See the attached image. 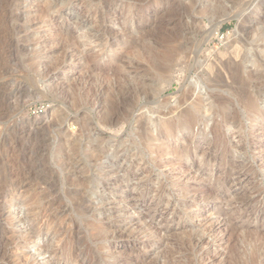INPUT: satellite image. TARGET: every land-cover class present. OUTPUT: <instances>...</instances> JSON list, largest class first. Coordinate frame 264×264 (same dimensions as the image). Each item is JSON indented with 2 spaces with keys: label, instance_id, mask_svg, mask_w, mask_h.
I'll use <instances>...</instances> for the list:
<instances>
[{
  "label": "rangeland",
  "instance_id": "374dc122",
  "mask_svg": "<svg viewBox=\"0 0 264 264\" xmlns=\"http://www.w3.org/2000/svg\"><path fill=\"white\" fill-rule=\"evenodd\" d=\"M218 1L222 10L213 15L205 12L213 2L204 0H0V264H23L20 238L42 223L36 243L55 254L31 244L39 264H233V243L245 261L261 246L257 264H264V100L254 123L242 117L241 133L224 126L227 145L216 154L209 115L162 133L192 104L215 102V73L230 84L219 64L224 53L225 61L238 48L255 73L249 85L264 87V0ZM46 3L54 8L45 12ZM221 20L219 35L207 41ZM174 47L176 65L157 95L128 88L113 94L112 74L135 80L142 66L148 83L157 84L147 57ZM146 122L157 141L131 148ZM223 153L228 174L219 164ZM80 196L90 212L76 203ZM26 205L40 208V218Z\"/></svg>",
  "mask_w": 264,
  "mask_h": 264
},
{
  "label": "bare ground",
  "instance_id": "6f19581e",
  "mask_svg": "<svg viewBox=\"0 0 264 264\" xmlns=\"http://www.w3.org/2000/svg\"><path fill=\"white\" fill-rule=\"evenodd\" d=\"M195 1L196 0H190V2H192V4H195ZM46 2V1H45ZM182 2V1H181ZM190 2H188V3H190ZM204 2H207V4H209V2H213V4H211V5H209V6H207V7H205V12L206 13H213V15L215 14V12H218L219 10H222V7L223 6H221V2H219L218 0L215 2V0H204ZM186 4V3H185ZM46 5H47V8H45L44 7V9H46L47 11H45V12H48L49 10H51V9H53L54 7V5L53 6H50V4H47L46 3ZM190 5V4H189ZM263 6V5H262ZM56 8V7H55ZM197 9H199V8H197ZM43 10V9H42ZM45 12H43V13H45ZM222 12V11H221ZM221 12H220V14H221ZM202 13H204V12H202ZM219 13V12H218ZM217 13V15H219ZM222 18V17H221ZM225 18V17H224ZM196 21V20H195ZM218 21V20H217ZM263 21H264V19H263ZM193 23V22H192ZM194 24V23H193ZM217 24V23H216ZM224 24V21H220L217 25H216V27L214 28V30L209 34V36L207 37V41H209V40H212L213 38H215L217 35H219V33H220V30H221V27H222V25ZM186 25V24H185ZM196 25V24H195ZM193 26V25H192ZM194 27V26H193ZM211 29V28H210ZM180 32V31H179ZM261 33V32H260ZM263 33V32H262ZM208 34V33H207ZM207 34H205V35H207ZM260 36H263V34H260ZM255 37V36H254ZM262 39V38H261ZM206 41V42H207ZM262 42H263V40H261ZM234 46V45H233ZM239 47V46H238ZM180 47H178V48H171V49H168L167 51H164V52H162V53H160V54H158V53H155V52H152L151 51V53H150V55H149V57H147L146 59L148 60V62H149V64H150V67L153 69V71H155L156 73H158V75L156 76L157 78H156V81H158L157 82V84L156 83H154L153 81H152V83H148V81H147V77L149 76L148 74H147V72L149 71V70H146V68H145V66H142V69H145L141 74H139L140 75V77H135L134 79L135 80H133L132 78V80L131 79H128V78H126V76L124 77V75L122 74V73H120V72H114L115 74H112V75H114L115 76V87L113 86V94H115V93H120L121 91H123V92H125V89L126 88H128V89H130V90H132L133 91V93L135 92V95L137 94V95H140V94H143V93H146L147 91H149L150 90V93H152L151 95H153V97H154V95H157L160 91H161V87H160V85L159 84H167V83H169V81H170V79H169V76H170V73L172 72V69L174 68V66L176 65V61H177V57H178V51L180 50L179 49ZM238 48H236V50L235 51H238L239 52V50H237ZM153 50V49H152ZM186 50V49H185ZM235 51H234V54L233 55H235L236 56V58L238 57V58H240V55H238V53H235ZM180 52V51H179ZM194 52V51H193ZM194 53H196V52H194ZM197 53H199L198 51H197ZM225 54V53H224ZM223 54V56H222V58H219V64L221 65L220 67H222V68H224L223 70H226L225 72H226V74H227V76H228V79L231 81H229L230 82V84H228V82H226L225 81V76H223L222 74H221V72L220 73H215L214 74V70H215V67H212V66H210L209 65V69H210V71L214 74V78H212V79H210V83L212 84L211 86L213 87V88H215V98H214V100H215V102L214 103H212V105H210L208 108L207 107H205V106H203L202 104V101H199V102H196V103H194V104H192V106L191 107H188L186 110H184V111H182L179 115H178V117H177V121L176 122H178V126H176V127H171V125H169V124H166V126H167V128H165V129H167L166 131H164V132H162V133H164V134H166V136L167 135H169V134H172L173 135V133H178V131L180 130V129H187V128H189L190 126H193V125H195L196 126V124H198V123H201V122H205L206 121V119L204 118V117H206V115H209V117L211 118L212 117V119L213 118H215V128L213 129L214 130V132H215V142L213 143V145H215L214 147H215V151L212 149V152L214 151L215 152V154L221 149V147H225V145H227V144H225V142L222 140V134L224 133L223 131L225 130V127L224 126H226V127H232V126H237L238 128H239V132L241 133V131H242V117H245V116H247V117H250L249 119H252V122L254 123V121H256L255 119H257L256 117L260 114V110H258V108H257V106L259 105V103L262 101V100H264V87H262V88H260V87H257V88H253L251 85H249V77L250 76H254L255 75V73H253V71H250V68L248 67V65H247V62H249L248 60H249V58L248 57H243V55H242V57L243 58H240V60H239V62H234V60H235V58H234V56L232 57V56H230L229 58H227V60H223V58H225V56H226V54L224 55ZM194 55V54H193ZM197 55V54H196ZM141 57L140 58H144L145 56H143V55H140ZM220 56V57H221ZM219 57V56H218ZM232 57V58H231ZM234 58V59H233ZM259 58V57H258ZM218 59V58H217ZM238 60V59H237ZM262 60V59H261ZM224 61V62H223ZM256 61V60H255ZM122 63H124V64H122L121 65V68L122 69H125V67L124 66H126L127 64H125V62H123V60L121 61ZM162 66V69H160L159 68V66ZM213 65V64H212ZM218 65V64H217ZM254 65V64H253ZM120 66V65H119ZM128 66V65H127ZM138 66H140V65H138ZM215 66V65H214ZM255 66V65H254ZM261 67H263L264 68V65H260ZM259 66V67H260ZM206 67H207V65H206ZM218 67V66H217ZM141 68V67H140ZM148 69V68H147ZM120 70V69H119ZM129 70V69H128ZM159 70H161V72H159ZM221 70V69H220ZM259 70V69H258ZM93 72H95L94 71V69L92 70ZM91 71V72H92ZM255 72V71H254ZM259 72V71H258ZM155 74V73H154ZM254 74V75H253ZM92 75V74H91ZM156 75V74H155ZM154 78H155V76L154 75H152ZM256 76H258V75H256ZM98 78V77H97ZM108 78V77H107ZM154 78H152V79H154ZM252 79H253V77H251ZM257 78V77H256ZM263 79H264V76L262 77ZM123 81H125V82H123ZM228 81V80H227ZM252 82V81H251ZM256 83V82H255ZM260 84H261V82H260ZM75 85V84H74ZM264 86V80H263V82H262V84H261V86ZM258 86V85H257ZM260 86V85H259ZM93 88V87H92ZM112 88V87H111ZM258 88H260V89H258ZM105 89H106V87H105ZM251 89H253L254 91H251ZM110 90V89H109ZM75 91V90H74ZM95 91H96V89H95ZM94 91V92H95ZM99 90H97L96 92H98ZM93 92V91H92ZM128 92H130V91H128ZM109 93H110V91H109ZM127 93V92H126ZM132 93V92H131ZM147 93H149V92H147ZM146 93V94H147ZM154 93V94H153ZM188 93H190V92H188ZM77 94H78V92H77ZM87 94V93H86ZM93 94V93H92ZM96 94V93H95ZM95 94L93 95V96H95ZM100 94V93H99ZM191 94V93H190ZM101 95V94H100ZM119 95V94H118ZM122 95V94H121ZM130 95V94H129ZM131 95H133V94H131ZM136 95V96H137ZM187 95V94H186ZM223 95H225V96H223ZM78 96V95H77ZM76 96V97H77ZM135 96V97H136ZM146 96V95H145ZM113 97H115V95L113 96ZM133 97V96H132ZM139 97V96H138ZM78 98V97H77ZM102 98V97H101ZM134 98V97H133ZM80 99V98H79ZM146 99V98H145ZM149 99H150V97H149ZM187 99H190V98H186V100ZM75 100V99H74ZM73 100V101H74ZM82 100V99H81ZM75 104H76V106H77V104H78V100L76 101V102H74ZM79 106V105H78ZM238 108H243L244 109V113H243V115H241V114H239V112L237 111V109ZM113 110V109H112ZM111 111V110H110ZM202 114V116H200ZM104 115V114H103ZM254 116V118H252L251 116ZM217 118L218 119H220V121L218 122L217 121ZM211 119V120H212ZM254 119V120H253ZM62 120V119H61ZM119 120H121V119H119ZM118 120V121H119ZM126 121V120H125ZM127 121H128V119H127ZM109 122V121H108ZM113 122H117V120L116 121H113ZM121 122V121H120ZM119 122V123H120ZM143 122V121H142ZM164 122V121H163ZM172 122V121H171ZM54 123V122H53ZM110 123V122H109ZM109 123H107L106 122V124L105 125H107L108 127L110 126V128H112V129H114L115 127H116V125L117 124H115V126L113 125V124H109ZM251 123V122H250ZM252 123V124H253ZM175 124V123H174ZM120 125V124H119ZM161 125H162V122H161ZM165 125V124H164ZM259 125V124H258ZM88 126V125H87ZM147 126H149V123L148 122H146V123H143V124H141L138 128H136V129H138V131H139V133H138V136H139V138H140V143H136L137 141H132V147L131 148H133V147H147V148H149V147H152V143L154 142V141H157V140H155V137H153V135H152V132H153V130L151 131V130H149V128L147 127ZM163 126V125H162ZM165 126V127H166ZM114 127V128H113ZM155 127V126H154ZM117 128V127H116ZM135 129V130H136ZM92 130V129H91ZM87 131V130H86ZM91 132V131H90ZM213 132V131H212ZM160 133H161V131H160ZM181 133V132H180ZM205 133V132H204ZM171 135V136H172ZM242 135V134H241ZM159 136V135H158ZM165 136V137H166ZM170 136V137H171ZM64 137V136H63ZM67 137V136H66ZM157 137V136H156ZM203 137V136H202ZM167 138V137H166ZM193 140V139H192ZM131 141V140H130ZM65 142V141H64ZM67 142H70V141H67ZM195 142V141H194ZM242 142V141H241ZM75 144H76V141L74 142ZM79 143V142H78ZM75 144H70L69 143V146L71 145V146H75ZM188 144H189V142H188ZM187 144V145H188ZM77 145V144H76ZM161 145V144H160ZM210 145H212L211 143H210ZM64 146H67L66 144H64ZM154 146V145H153ZM155 146H157V145H155ZM165 146V145H164ZM77 147V146H76ZM166 147L167 146H165V149H166ZM190 147V146H189ZM66 148V147H65ZM161 148H163L162 146H161ZM168 148V147H167ZM179 148V147H178ZM186 148V147H185ZM226 148V147H225ZM243 148V147H242ZM159 149V148H158ZM203 149V148H202ZM153 150H154V148H153ZM153 150H152V153H154L153 152ZM204 150H207V149H204ZM203 150V151H204ZM224 150V149H223ZM164 151H166V150H164ZM98 152V151H97ZM163 152V151H162ZM183 152V151H182ZM187 151H185V153H186ZM225 152V151H224ZM175 153V152H174ZM205 154H206V151L204 152ZM203 153V154H204ZM159 154L161 155V153L159 152ZM164 155H166L167 154V152L165 153H163ZM169 154V153H168ZM171 154V153H170ZM224 154V153H223ZM222 154V156H220L218 159L220 160V168H222V170H224L225 171V173H229V171L228 170H226V168H223L222 166L223 165H227V164H229V156L227 155V154H224L223 155ZM97 155H98V153H97ZM184 155V154H183ZM207 155V157L208 158H210L211 157V152H209V153H207L206 154ZM163 156V155H162ZM205 156V155H204ZM97 157H99V155L97 156ZM161 157V156H160ZM181 157H182V155H181ZM157 158V157H156ZM214 158V157H213ZM181 159V158H180ZM217 159V156H215V160ZM208 160H210V159H208ZM209 162V161H208ZM62 165V164H61ZM72 166V165H71ZM135 166V165H134ZM219 166V165H218ZM225 167V166H224ZM219 168V167H218ZM235 168H232V170L231 171H233ZM67 170V169H66ZM69 170V169H68ZM219 170V169H218ZM47 171V170H46ZM148 172V171H147ZM43 173V172H42ZM34 174V173H33ZM48 174H49V172H48ZM54 174V173H53ZM83 174H85V173H83ZM60 175V174H59ZM65 175V174H64ZM35 176V175H34ZM147 176V175H146ZM75 177V176H74ZM76 178V177H75ZM34 179H35V177H34ZM42 179V178H41ZM77 179V178H76ZM48 180V179H47ZM82 180V178L78 181L79 182V184L80 185H85L84 183H83V180ZM39 182V181H38ZM84 182H85V180H84ZM87 183H88V181H87ZM221 183V182H220ZM57 184V183H56ZM55 184V185H56ZM41 185V184H40ZM86 185H88V184H86ZM33 186V185H32ZM35 186V185H34ZM39 186V185H38ZM71 186V185H70ZM28 187V186H27ZM43 187H45V186H43ZM82 187V186H81ZM84 187V186H83ZM86 187V186H85ZM36 188V187H35ZM41 188V187H40ZM46 188H47V186H46ZM87 188V187H86ZM49 189V188H48ZM53 191V190H52ZM66 191V190H65ZM83 192V191H82ZM187 192V191H186ZM38 193L39 192H37V195L36 196H39V195H41V194H39L38 195ZM42 193V192H41ZM54 193V192H53ZM66 193H67V191H66ZM42 194H44L42 197H44V198H42V199H44L45 200V197L47 196V195H45L46 193H42ZM52 194V193H51ZM68 194V193H67ZM82 195V194H81ZM84 195V194H83ZM239 195V194H238ZM36 196H35V199H36ZM52 196V195H51ZM50 196V197H51ZM38 198V197H37ZM48 198V197H47ZM34 199V201L36 202V200ZM39 199L40 198H38V201H39ZM52 200V199H51ZM74 200H76V199H74ZM61 201V200H60ZM76 203H78V205H80L81 207H83L86 211L87 210H89V205H91V204H89V202H88V200L86 199V196L85 197H83V196H80V197H78V202H76ZM245 203V202H244ZM23 204V203H22ZM26 204V203H25ZM29 204V203H28ZM32 204H34V202L32 203ZM37 204V203H36ZM40 204V203H39ZM44 204V203H43ZM89 204V205H88ZM42 205V204H41ZM41 205L39 206V207H41ZM48 205V204H47ZM46 204L43 206V207H41L42 209V211H44V212H46V211H48L47 210V208L45 207V206H47ZM51 205V204H50ZM61 205V204H60ZM88 205V206H87ZM93 205V204H92ZM245 206H247V205H249V204H247V203H245L244 204ZM29 206H30V204H29ZM79 206V207H80ZM25 207H27V205L25 206ZM31 207V206H30ZM30 207H27L28 209H27V211H28V213L30 214V215H32V216H36L37 218H40V216H39V214H36V212L37 211H35V210H40V208H38V209H35L34 211H33V209H29ZM55 207V206H54ZM60 207V206H59ZM42 211H41V213H42ZM53 211V210H52ZM57 211V210H56ZM54 212V211H53ZM79 212H81V211H79ZM89 212H90V210H89ZM28 214V215H29ZM43 215V214H42ZM44 216H46V215H44ZM50 218V217H49ZM53 218V217H52ZM59 219V218H58ZM29 220V218L27 217V215H25V217H23V219H22V222L24 223L25 221L27 222ZM44 220V219H43ZM14 221V220H13ZM20 221V220H19ZM31 221V220H30ZM55 221V220H54ZM40 222V221H39ZM50 222V221H49ZM38 223V222H37ZM42 223V222H41ZM46 223V222H45ZM44 223V224H45ZM26 224V223H25ZM39 224V223H38ZM15 225H16V223H15ZM89 225V224H88ZM94 225V224H93ZM231 225H234V224H231ZM39 226V231L38 230H34L33 228H31L30 229V231H28V232H26V233H24V235L20 238V239H22V241L21 242H23V246L21 245V249H20V253H21V255H22V258H23V264H39L38 263V261L36 260V257H35V255H33L32 254V248H31V252L29 251V249H30V245L31 244H35V250H36V252L37 253H42V254H44V253H54L55 254V251L53 250V251H50V249H52V248H50V247H47L45 244L44 245H42V246H38L37 245V240H39V238H40V235H41V228H43L42 226H43V223H42V226H40V225H38ZM91 226V225H90ZM96 226V225H95ZM15 227V226H14ZM14 227H12V228H14ZM36 227V226H35ZM96 227H98V226H96ZM243 227V226H242ZM48 228V227H47ZM93 228V227H92ZM100 228V227H99ZM235 228V227H234ZM239 228V227H238ZM28 229V228H27ZM33 229V230H32ZM236 229V228H235ZM240 229V228H239ZM245 229V228H244ZM97 230H98V228H97ZM102 230V229H101ZM238 230V229H237ZM27 231V230H26ZM93 231V230H92ZM103 231H104V229H103ZM240 231H242V230H240ZM239 231V233H241ZM247 231H249V229L247 228ZM13 232V231H12ZM95 232V231H94ZM94 232H93V234H94ZM230 232V231H229ZM236 232V231H235ZM245 232H246V229H245ZM249 232H251V231H249ZM205 233V232H204ZM238 233V234H239ZM262 233V232H261ZM15 234V233H14ZM14 234H12V235H14ZM22 234V233H21ZM91 234V233H90ZM92 234V235H93ZM96 235H94V236H96L97 238H99L100 239V237L102 236L101 234H103L104 235V233H100V232H96L95 233ZM233 233L231 232V235H232ZM247 234V233H246ZM260 234V233H259ZM45 236V235H44ZM48 236V235H47ZM55 236V235H54ZM235 236V235H234ZM69 237V236H68ZM107 237V236H106ZM231 237V236H230ZM239 237H240V235H239ZM253 237H254V235H253ZM92 238V237H91ZM96 238V239H97ZM108 238V237H107ZM238 238V237H237ZM246 238H247V236H246ZM257 238V237H256ZM18 239V238H17ZM41 239V238H40ZM52 239V238H51ZM50 239V240H51ZM94 239V238H93ZM233 240H236V237L234 238H232ZM193 240V239H192ZM231 240V239H230ZM238 240H239V238H238ZM244 240H245V238H244ZM246 240H248V239H246ZM256 240V239H255ZM260 240V239H259ZM16 241V240H15ZM95 241V240H94ZM195 241V240H194ZM237 241V240H236ZM240 241H241V238H240ZM243 241V240H242ZM261 241V240H260ZM56 242V241H55ZM55 242H53L54 244H57V243H55ZM60 242V241H59ZM191 242V241H190ZM257 242V241H256ZM50 243V242H49ZM230 243V242H229ZM247 243V242H246ZM259 243V242H258ZM53 244V245H54ZM59 244V243H58ZM228 244V243H227ZM239 244V243H238ZM52 245V244H51ZM229 245V244H228ZM233 246L230 248V251L228 250V252L231 254L230 255V258H229V260H230V263H233V264H257V262H258V260L259 259H261V255H262V250H260L261 249V246H257L256 245V247H255V250H254V252L251 254V256H250V254H249V258L248 259H246V261L245 260H243L238 254H237V249H236V246H234V243L232 244ZM236 245V244H235ZM255 245V244H254ZM259 245V244H258ZM19 246V245H18ZM231 246V245H230ZM251 246H253V245H251ZM247 247V246H246ZM62 248V247H61ZM61 248H57V249H61ZM226 248V247H225ZM238 248V247H237ZM240 248V247H239ZM242 248V247H241ZM240 248V249H241ZM19 249V248H18ZM244 249V248H243ZM246 249V248H245ZM34 250V249H33ZM79 250V249H78ZM223 250V249H222ZM225 250V249H224ZM226 250H227V248H226ZM252 250V249H251ZM251 250H249V251H251ZM19 251V250H18ZM59 251V250H58ZM62 251V250H61ZM68 251V250H67ZM77 251V250H76ZM243 251H246V250H243ZM248 251V250H247ZM243 253V252H242ZM263 253H264V251H263ZM35 254V253H34ZM244 254V253H243ZM81 255V254H80ZM135 255V254H134ZM242 255V254H241ZM245 255V254H244ZM227 256H229V254L227 255ZM246 256V255H245ZM55 257V256H54ZM60 257V256H59ZM136 257V256H135ZM248 257V256H247ZM39 258V257H38ZM139 258V257H138ZM80 259V258H79ZM93 259H95V258H93ZM133 259H134V257H133ZM242 259V260H241ZM85 260V259H84ZM98 260V259H97ZM174 260V259H173ZM226 260H227V258H226ZM79 261V260H78ZM77 261V262H78ZM244 261V262H243ZM87 262V261H86ZM98 262V261H97ZM130 262H132V261H130ZM177 262V261H176ZM227 262H228V260H227ZM94 264H95V262H93ZM172 263V262H171ZM78 264H79V262H78ZM81 264H83V263H81Z\"/></svg>",
  "mask_w": 264,
  "mask_h": 264
}]
</instances>
